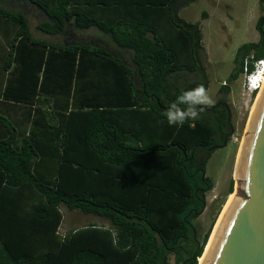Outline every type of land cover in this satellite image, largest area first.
Here are the masks:
<instances>
[{"label": "trees", "instance_id": "1", "mask_svg": "<svg viewBox=\"0 0 264 264\" xmlns=\"http://www.w3.org/2000/svg\"><path fill=\"white\" fill-rule=\"evenodd\" d=\"M190 1L0 0L2 101L25 113L0 112V264H198L216 221L199 242L206 166L233 127L227 84L198 119L164 116L183 92L208 89L199 24L177 18ZM28 4L51 38L95 30L103 44L35 38ZM259 6V40L237 48L229 84L264 58ZM61 205L108 226L61 235Z\"/></svg>", "mask_w": 264, "mask_h": 264}, {"label": "rangeland", "instance_id": "2", "mask_svg": "<svg viewBox=\"0 0 264 264\" xmlns=\"http://www.w3.org/2000/svg\"><path fill=\"white\" fill-rule=\"evenodd\" d=\"M16 6H19L20 9L23 7L21 5ZM25 14L29 20L33 36L38 39L49 40L50 36L36 29V26L44 20V17L37 15L32 9L26 10ZM260 15L259 0H193L187 6L178 10V19L188 24H199L202 34V47L205 50L203 63L206 67L209 82L207 89L209 95L216 102L221 97L218 94L220 87L226 84L231 87L230 94L226 99L230 109L233 134L228 145L225 148L216 150L206 166V176L212 179L214 187L206 194V207L196 220L199 242L212 221H217L221 216L230 195L236 193L237 190L234 189L233 174L242 140L246 134L251 108L258 93L250 95L244 89V74H241L232 84H229L227 80L234 68L233 59L237 48L244 43H256L259 40L255 23ZM68 35L67 40L70 42L103 44L100 39H94L99 35L95 30L80 33L69 31ZM50 40L58 43L67 41L66 38L61 36L52 37ZM0 54H3L1 53V47ZM2 74L0 73V88L2 86ZM0 110L4 116L10 119L13 118V114L10 112L4 113L1 106ZM231 180H233V192L228 195ZM60 211L62 222L59 232L62 235L71 229H79L88 225L107 224L104 219L93 215H84L62 207ZM169 264H175L173 257H170Z\"/></svg>", "mask_w": 264, "mask_h": 264}, {"label": "water", "instance_id": "3", "mask_svg": "<svg viewBox=\"0 0 264 264\" xmlns=\"http://www.w3.org/2000/svg\"><path fill=\"white\" fill-rule=\"evenodd\" d=\"M236 168L237 192L214 232L203 264H264V85Z\"/></svg>", "mask_w": 264, "mask_h": 264}, {"label": "clouds", "instance_id": "4", "mask_svg": "<svg viewBox=\"0 0 264 264\" xmlns=\"http://www.w3.org/2000/svg\"><path fill=\"white\" fill-rule=\"evenodd\" d=\"M264 64V61L260 62ZM264 85V73H253L249 78L248 87L259 88ZM215 101L203 84L183 92L172 102L164 113L169 126L182 127L186 121L199 118L202 108L212 106ZM183 106V107H182Z\"/></svg>", "mask_w": 264, "mask_h": 264}, {"label": "crops", "instance_id": "5", "mask_svg": "<svg viewBox=\"0 0 264 264\" xmlns=\"http://www.w3.org/2000/svg\"><path fill=\"white\" fill-rule=\"evenodd\" d=\"M28 7L29 9L28 10H34L35 12H38L39 15H41V13H39V11H37L36 8H34L32 5H29L28 4ZM23 9V8H22ZM42 16V15H41ZM40 32V31H39ZM10 35L9 33V28H8V24L5 23L1 18H0V47H1V53L4 54L5 52V47L7 46V40H8V36ZM3 54L1 55L0 54V73H2V69H1V61H2V57H3ZM6 75V74H5ZM5 79L6 77L4 76V74H2V86L0 88V106L2 107V110L4 111V113H9V112H12L13 115L14 113L18 114L19 116V121L22 123L24 121V118H23V114L24 111L21 110V106L17 105V104H13V103H8V102H3V98H2V92H3V87H4V83H5ZM1 111V110H0ZM26 112V111H25ZM29 116V114L27 115ZM66 208L65 206L61 205L60 208ZM67 209V208H66ZM70 211V210H69ZM74 211V210H73ZM61 212V211H60ZM78 212V211H77ZM82 214V213H81ZM106 222V221H105ZM107 223V222H106ZM61 225V224H60ZM97 226V225H96ZM99 226H108V223L106 225H99ZM77 229V228H76ZM76 229H71V230H68V232H65L64 235L68 234L69 232L71 231H74ZM60 230V228H59ZM60 233V232H59ZM62 235V234H61Z\"/></svg>", "mask_w": 264, "mask_h": 264}, {"label": "bare ground", "instance_id": "6", "mask_svg": "<svg viewBox=\"0 0 264 264\" xmlns=\"http://www.w3.org/2000/svg\"><path fill=\"white\" fill-rule=\"evenodd\" d=\"M262 87H263V85L261 86L260 90L258 91L257 97H256V99H255V101H254V103H253V105H252L251 113H250V116H249V118H248V122H247V126H246V131H248V125H249V123H250V118H251V115H252V112H253V109H254L255 103H256V101H257V98H258V96H259V93H260ZM239 155H240V150H239V153H238V156H237V161H236L235 170H234V174H233L234 176L236 175V169H237L236 167H237V164H238V158H239ZM235 179H236V178H235ZM235 182H236V181H235ZM235 188L237 189V184H236V183H235L234 189H235ZM236 192H237V190H236ZM234 195H235V192H234L233 194L230 195V197H229V199H228L229 201H228V203H226L227 205H226V207L224 208V211L222 212V214H221V216L219 217V219L216 221V223H215V227H214V230H213V233H212V235H211V237H210V239H209V242H208V244H207V246H206V248H205V252H204L203 256L200 257V258L198 259V264H203L204 257H205L204 255H206V253H207V251H208V249H209V247H210V245H211V243H212V239H213V237H214V232L216 231V228H217L218 225L220 224V221H221V219H222V216H223V214H224V212H225L227 206L229 205L230 201H231L232 198L234 197Z\"/></svg>", "mask_w": 264, "mask_h": 264}, {"label": "built area", "instance_id": "7", "mask_svg": "<svg viewBox=\"0 0 264 264\" xmlns=\"http://www.w3.org/2000/svg\"><path fill=\"white\" fill-rule=\"evenodd\" d=\"M262 61H264V58L254 62V70L251 73H247V72L243 73L244 74L243 87L250 95H253L254 93H258V91L261 88V87L250 88L247 85L249 83V78L253 75V73H264V64L260 63Z\"/></svg>", "mask_w": 264, "mask_h": 264}]
</instances>
